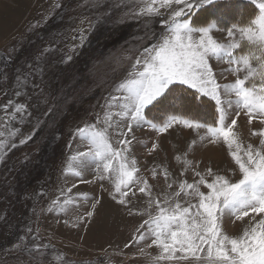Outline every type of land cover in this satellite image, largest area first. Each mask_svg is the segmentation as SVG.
<instances>
[{"label":"rangeland","instance_id":"obj_1","mask_svg":"<svg viewBox=\"0 0 264 264\" xmlns=\"http://www.w3.org/2000/svg\"><path fill=\"white\" fill-rule=\"evenodd\" d=\"M222 1L251 11L249 0H221L223 5ZM141 6H133L131 0H0V132L4 133L0 140L7 145L0 161V264H154L160 250L148 247L151 239L139 244L132 239L148 218L149 198L136 186L132 188L136 194H129L131 203L120 205L111 195L114 176L101 181L96 179L94 166L81 169L71 160L76 153L88 151V144L76 129L95 124L98 117L103 119L109 98L117 95V85L127 77L136 57L153 42L152 33L162 31L159 18L150 21L131 14ZM237 11L233 9V14ZM213 35L227 42L226 33ZM212 63L216 72L228 67ZM234 79L228 73L218 81ZM9 100L13 105H26L27 111L12 119L14 108H4ZM262 128L259 120L249 125L242 113L235 131L244 147L249 143L258 147L260 136L251 132ZM204 132L182 125H173L163 133L147 125L133 128L128 157L136 159V175L148 180L154 197L163 199L162 194L177 191L181 181L199 179L191 167L185 170V156L201 173L210 168L213 173L227 174L233 182L241 178L226 144L222 140L201 142L199 136ZM28 135L33 138L20 144ZM109 136L113 146L119 147L116 141L121 137L112 129ZM193 140L196 144L190 148ZM154 143L157 147L152 150ZM76 170L82 175L75 176ZM206 179L210 182L212 177ZM169 183L172 188L167 187ZM200 190L207 192L203 185ZM178 199L183 206L188 200L197 202L183 194ZM65 200L71 202L65 204ZM89 211L93 212L91 217L87 216ZM150 211L155 214V205ZM248 225L249 217L226 220L223 229L230 236H238ZM20 237L25 238L23 243L34 240L51 248L34 252L36 259H32L15 247L21 243Z\"/></svg>","mask_w":264,"mask_h":264},{"label":"snow or ice","instance_id":"obj_2","mask_svg":"<svg viewBox=\"0 0 264 264\" xmlns=\"http://www.w3.org/2000/svg\"><path fill=\"white\" fill-rule=\"evenodd\" d=\"M131 2L133 6L142 5L131 13L134 17H147L150 21L159 18L162 31L152 33L153 42L136 57L127 77L117 85V95L109 98L103 119L98 117L95 124L76 129L79 138L88 144V151L76 153L71 160L81 169L94 166L96 179L101 181L114 176L111 195L120 205L127 207L131 203L129 194H136L132 190L136 186L149 198L148 218L132 239L136 244L151 239L148 247L160 250L154 264L189 259L195 264H264V128L251 132L252 136H260L258 147L251 143L244 147L235 131L242 113L249 125L253 120L264 124V0H249L251 12L247 15H234L233 6L222 5L221 0ZM214 32L226 33L227 42H220ZM213 61L228 67L216 72ZM228 73L235 77L234 81L220 83L218 78H225ZM8 107L14 108L12 119L27 111L26 105H13L11 100L4 106ZM203 108L212 109L207 119L198 110ZM101 123L104 127H97ZM144 125L161 133L173 125L197 132L205 129L200 141L215 144L222 140L241 178L233 182L227 174L213 173L210 168L201 173L185 156V170L191 167L199 179L193 183L181 181L178 190L163 193V199L154 197L148 180L136 175V159L128 157L134 139L129 134L134 127ZM110 129L121 137L116 141L119 147L113 146ZM3 135L0 132V137ZM32 138L28 135L20 144ZM195 144L193 140L189 147ZM6 146L0 140V161ZM156 147L154 143L152 150ZM73 174L79 177L82 172L76 170ZM163 174L167 180V170ZM152 175L155 178V169ZM206 176L212 177L210 182ZM201 185L207 192L200 190ZM167 187L172 188V184ZM181 194L195 197L197 202L188 200L183 206L178 199ZM153 205L155 214L150 211ZM129 214H133L131 209ZM92 215V211L87 213L88 217ZM245 217H249V225L238 236L224 231L226 220L234 222ZM24 239L20 237L21 243L15 247L32 259H36L34 252L51 248L34 240L23 243ZM140 251L144 253V249Z\"/></svg>","mask_w":264,"mask_h":264},{"label":"trees","instance_id":"obj_3","mask_svg":"<svg viewBox=\"0 0 264 264\" xmlns=\"http://www.w3.org/2000/svg\"><path fill=\"white\" fill-rule=\"evenodd\" d=\"M227 1H230V0H227ZM240 1H242L243 3H247L248 1H244V0H240ZM222 2H224V4L223 5H225V4H227V5H230L231 3H229V2H226V1H222ZM232 6H233V9H238L239 11H237V12H234V15H236L235 13H237V15H247V14H249L250 12H248L249 11V9H248V7H244V6H242L241 8H239L236 4H232ZM211 103V102H210ZM199 111H200V114H201V116L204 118L205 117V114L208 112V111H210L211 112V108H203V109H198ZM210 112H209V115H210ZM160 115V113H156V116L158 117L159 115ZM208 117H206V119H207Z\"/></svg>","mask_w":264,"mask_h":264}]
</instances>
